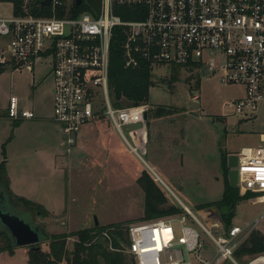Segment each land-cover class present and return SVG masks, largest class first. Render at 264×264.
<instances>
[{
	"label": "built area",
	"instance_id": "obj_1",
	"mask_svg": "<svg viewBox=\"0 0 264 264\" xmlns=\"http://www.w3.org/2000/svg\"><path fill=\"white\" fill-rule=\"evenodd\" d=\"M62 3L51 0L53 7ZM122 14L135 18L123 19ZM116 27L124 34V67H137L140 59L150 66L203 69L211 63L210 72H218L221 82L244 87V95L230 103L233 116H255L264 100V0H101L94 13L58 17L25 11L0 17V68L22 61L20 67L32 71L36 63L51 59L52 117L68 148L75 145L82 127L92 122L100 101L126 148L144 162V113L149 105L114 108L109 99L110 43ZM206 51L210 56L204 61ZM5 110V118L13 121L34 117L16 99ZM0 117H4L1 110ZM123 128H128L127 134ZM235 168L239 194L248 193L251 203L264 205V178H260L264 145L242 148ZM182 206L183 213L128 225L125 249L135 264H239L235 249L264 220L263 211L248 225L226 229L221 220L204 217L212 223H203ZM194 223L216 248L210 260L200 255L203 244ZM247 264H264V253L247 257Z\"/></svg>",
	"mask_w": 264,
	"mask_h": 264
},
{
	"label": "rangeland",
	"instance_id": "obj_2",
	"mask_svg": "<svg viewBox=\"0 0 264 264\" xmlns=\"http://www.w3.org/2000/svg\"><path fill=\"white\" fill-rule=\"evenodd\" d=\"M10 15L11 4L0 2V17ZM209 56L208 51L204 52L203 60ZM219 59L217 55V67ZM1 69V109L12 99L26 106L32 101L36 103L37 97V110L44 114L50 113L49 57L42 64L36 63L32 72L24 67ZM150 74V106L145 120L146 153L142 156L144 162L140 161L141 166L150 172L164 193H167L170 204L175 203L182 209V204H185L203 223H212L204 218L205 208L199 206L215 203L221 198L227 166L226 155L232 152L237 154L241 147L259 142V133L264 132V100L259 103L253 118L241 119L233 116L230 103L244 95V87L241 84L221 82L220 74L216 71L205 73L203 68L195 66L187 68L155 64L150 66ZM33 76L34 85L45 77L37 84L39 87L36 94L32 84ZM98 104L97 108L104 107L100 101ZM9 120L0 117V162L3 159L2 144L5 143L8 181L20 196L41 204L43 211L38 215L34 209L16 202L8 193L11 204L22 211L30 210L32 220L47 236L91 228L94 217L100 226L148 221L140 220L144 208L143 190L125 172L108 146V143L115 141L123 142L110 124L101 131L94 123H87L82 127L75 145L68 148L55 122H48L43 133L40 129L42 127L35 125L38 123L15 128ZM127 130L123 128L125 134ZM183 130L186 136L181 144L179 139H182ZM10 133L12 138L7 141ZM172 138L177 142L170 147L166 140L169 142ZM169 147L170 151L167 150ZM46 153H56L58 157H50ZM165 167L170 170L172 178L165 175ZM263 211L264 205L253 204L248 197L238 203L231 222L240 226L248 225L259 218ZM61 221L66 224L62 225ZM174 225L177 226L176 222ZM194 226L203 244L200 255L210 260L216 248L207 233L197 224L194 223ZM257 228L264 232L263 219ZM2 239L0 236V247L4 246ZM75 240V236L68 238L69 251L73 249ZM98 240L104 247L111 249L106 237H99ZM47 243L45 241L41 244L43 252L48 251ZM121 245L127 264H135L132 256L126 252L125 245ZM27 260V247H17L11 252L0 251V264H28ZM246 262L247 257L238 258L239 264Z\"/></svg>",
	"mask_w": 264,
	"mask_h": 264
},
{
	"label": "trees",
	"instance_id": "obj_3",
	"mask_svg": "<svg viewBox=\"0 0 264 264\" xmlns=\"http://www.w3.org/2000/svg\"><path fill=\"white\" fill-rule=\"evenodd\" d=\"M43 0H0V2L10 3L12 14L19 15L25 11L35 16H51L53 13L60 17L64 15H76L80 12H96L99 10L101 0H81L75 6L74 0L63 1L61 5L50 4L46 8H39V3ZM116 13H119L117 10ZM123 19H133L134 15H121ZM124 34L122 28L116 27L110 43V58L108 69V89L110 103L115 108L133 106L138 104H148L149 90L152 86L150 64L144 59H140L137 67H124V57L122 44ZM2 69L0 68V72ZM149 105V104H148ZM150 106V105H149ZM104 107L97 108L92 123L98 130H103L107 125H111L108 118L104 115ZM112 127V125H111ZM113 128V127H112ZM113 134H111L112 139ZM11 138V134L7 140ZM120 143V144H119ZM124 145V147L122 146ZM5 143L2 144L1 153L3 159L0 162V189L3 188L11 202L8 190V179L5 169ZM112 155L120 162L125 172L133 178L144 192L143 215L140 220H156L183 213V209L177 204H170L167 193L162 190L157 180L150 172L141 166L140 160L126 148L123 142L108 143ZM121 147V149H120ZM228 154L226 155V157ZM227 166L223 180V192L221 198L212 204L199 206V208L216 207L221 221L226 229L232 225V217L236 206L240 201L247 199L250 195H240L237 188L230 186L227 178ZM9 193V194H8ZM13 196V195H12ZM13 199L21 205L34 209L40 215L43 209L40 205L23 197L13 196ZM30 211V210H29ZM139 220V219H138ZM134 222H118L91 228H82L75 232L55 233L46 236L48 251H28V264H127L124 248L121 244L127 245L128 224ZM4 246L0 251L8 250L11 252L14 247L5 232L0 231ZM75 236L73 249L69 251L67 240ZM106 237L110 242L111 249H107L98 240ZM264 253V233L253 230L248 237L235 249L233 255L238 258L250 257ZM226 264H232L225 261ZM247 264V262H246Z\"/></svg>",
	"mask_w": 264,
	"mask_h": 264
},
{
	"label": "water",
	"instance_id": "obj_4",
	"mask_svg": "<svg viewBox=\"0 0 264 264\" xmlns=\"http://www.w3.org/2000/svg\"><path fill=\"white\" fill-rule=\"evenodd\" d=\"M81 0H74L75 6L80 4ZM51 4V0H43L39 3V8H46ZM23 62H18L15 66L6 67L8 69L22 66ZM205 73H210L211 63L204 67ZM144 119H147V113H144ZM237 154L231 153L227 156V178L231 187H237ZM24 213V214H22ZM31 211L19 210L12 205L3 188L0 189V231L5 232L11 240L12 246L27 247V251H39L42 249L41 244L46 241L45 233L42 228L32 220ZM204 216L208 219L215 218L221 220L216 207L206 208ZM93 225H99L98 220L94 217Z\"/></svg>",
	"mask_w": 264,
	"mask_h": 264
},
{
	"label": "crops",
	"instance_id": "obj_5",
	"mask_svg": "<svg viewBox=\"0 0 264 264\" xmlns=\"http://www.w3.org/2000/svg\"><path fill=\"white\" fill-rule=\"evenodd\" d=\"M40 64H42V63H40ZM11 69H13V68H11ZM34 69V68H33ZM27 70V69H26ZM33 71V70H32ZM32 71H29V72H32ZM204 71V70H203ZM43 78H45V77H43ZM43 78H42V80H43ZM42 80L41 79H39V81H38V85L42 82ZM34 83H35V78H34V76L32 77V84H33V87L34 88H36L35 90H34V94H36V92H38L37 90H38V88L37 87H39L37 84L36 85H34ZM33 94V95H34ZM35 96V95H34ZM35 104H38V101H37V97H36V103L34 102V101H32L29 105H26V106H23V105H21L20 103H19V106H23L24 108H30L33 112H34V117H32V118H29V119H21V120H15V121H13V120H9L10 121V123L15 127V128H20V127H23V126H26V125H33V124H35V123H38V124H35V125H39V126H41L42 128H40L41 130H42V132L43 133H45V131H44V126L48 123V122H55L54 120H53V117H52V79H51V104H50V107H49V110H50V113L49 114H44L43 113V111L42 112H39L38 110H37V107H36V105ZM6 107L7 106H5L3 109H1L0 108V110H1V112H2V114L4 115V117H5V112H6ZM56 123V122H55ZM57 124V123H56ZM58 125V124H57ZM58 127H59V125H58ZM39 128V127H38ZM59 130H60V127H59ZM82 130V129H81ZM61 132V131H60ZM11 134V133H10ZM79 135H80V133H79ZM79 135H78V138H79ZM173 135L175 136V133H173ZM10 136V135H9ZM8 136V137H9ZM63 136V135H62ZM185 131L183 130V133H182V139H179V141L181 142V144L182 143H184V141H185ZM11 138H12V134H11ZM10 138V139H11ZM64 138V137H63ZM174 138H176L177 139V137H174ZM174 138H172L171 140H173ZM8 139V138H7ZM9 139V140H10ZM176 139H174V141H171V140H169V142L166 140V142H167V145H170V147H171V145H172V143L174 144L175 143V141H176ZM9 140H7V141H9ZM64 140V139H63ZM177 142V141H176ZM64 143H65V141H64ZM258 145H264V132H261V133H259V142L258 143H256V144H253V145H251V146H243V147H241L240 149H239V151L242 149V148H252V147H255V146H258ZM167 148V150L168 151H170L171 150V148ZM238 151V152H239ZM237 152V153H238ZM232 153H234V152H232ZM46 155L48 156H57V154L55 153V154H48V153H46ZM59 155V154H58ZM58 157V156H57ZM165 175H167V176H169L170 178H172V174H171V172H170V170L168 171V169H167V167H165ZM173 181L174 182H177L174 178H173ZM9 182V184H8V190H9V192L11 193V195H15V196H18V197H23V198H25V199H28V200H30V201H32V202H34V203H36V204H38V205H40V206H42L41 204H39V203H37V202H35L33 199L31 200L30 198H26L25 196H20L19 194H18V191L17 190H15L14 189V187H13V185H12V183L10 182V181H8ZM163 184H164V182H163ZM165 185H166V182H165ZM168 187V186H167ZM169 188V187H168ZM170 189V188H169ZM171 190V189H170ZM178 199V198H177ZM180 201V200H179ZM184 206H186L185 204H183ZM43 207V206H42ZM187 207V206H186ZM188 208V207H187ZM189 209V208H188ZM66 224V223H65Z\"/></svg>",
	"mask_w": 264,
	"mask_h": 264
},
{
	"label": "snow or ice",
	"instance_id": "obj_6",
	"mask_svg": "<svg viewBox=\"0 0 264 264\" xmlns=\"http://www.w3.org/2000/svg\"><path fill=\"white\" fill-rule=\"evenodd\" d=\"M261 173H262V175L260 178H264V169L261 170Z\"/></svg>",
	"mask_w": 264,
	"mask_h": 264
},
{
	"label": "bare ground",
	"instance_id": "obj_7",
	"mask_svg": "<svg viewBox=\"0 0 264 264\" xmlns=\"http://www.w3.org/2000/svg\"><path fill=\"white\" fill-rule=\"evenodd\" d=\"M147 165V164H146ZM148 166V165H147ZM150 170H151V168H149ZM151 172H152V170H151ZM154 174V173H153ZM155 175V174H154ZM156 176V175H155ZM157 177V176H156ZM158 178V177H157ZM159 179V178H158ZM160 180V179H159ZM161 181V180H160ZM162 182V181H161Z\"/></svg>",
	"mask_w": 264,
	"mask_h": 264
}]
</instances>
